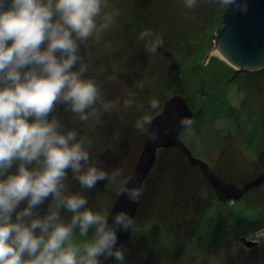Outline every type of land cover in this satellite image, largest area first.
<instances>
[{"label":"rangeland","instance_id":"rangeland-1","mask_svg":"<svg viewBox=\"0 0 264 264\" xmlns=\"http://www.w3.org/2000/svg\"><path fill=\"white\" fill-rule=\"evenodd\" d=\"M108 4L107 10L120 13L115 24L131 25L123 28L125 36L133 41L129 43L123 35L116 46L117 54H113L125 61L127 76L109 78L110 83L104 76L96 79L101 100L117 105L111 114L102 116L106 131L99 126L90 131L79 121L75 128L82 124V132L88 133L80 134V138L90 142L94 163L99 161V166L109 174L117 169L123 174L116 181L119 188L106 189V182L99 181L93 190L85 192L89 207L109 214L147 140L146 133L134 127L135 121L149 114L151 100H158L162 109L166 100L179 94L194 116L193 135L189 137L182 130L180 134L192 154L209 163L215 174L229 184L256 183L236 199H220L203 180L198 181L194 167L184 165L188 161L179 150L167 149L161 154L160 149L156 150L153 173L143 183V203L135 213L129 237L122 244L128 250L126 262L264 264V69L236 71L227 62L209 55L215 31L222 25L225 6L219 0H197L193 9L184 7L183 0H108ZM145 30L153 33L152 39L158 36L163 40L156 54L146 51V42L138 40ZM114 37L109 36L106 43L89 40L87 47L81 45L82 57L109 56L110 64L106 61V67L115 70L119 63L112 59L116 48L110 42ZM114 76L115 73L110 75ZM129 99L132 107L126 108L124 102ZM141 105L144 111L138 110ZM66 112L63 104L58 105L49 118L55 115L62 121L72 116ZM135 112L139 113L136 120L131 117H136ZM94 133H103L105 137L102 141L93 139ZM215 143L223 144L222 152L210 150ZM105 148L110 160L98 157ZM104 160L109 162L105 168ZM68 177L72 191L78 190L79 184L72 179L70 170ZM176 179L186 180L187 187L182 190L172 184ZM50 202L49 197L39 206L41 215ZM24 206L21 203L19 207ZM61 214L65 219L70 216L63 209Z\"/></svg>","mask_w":264,"mask_h":264},{"label":"clouds","instance_id":"clouds-1","mask_svg":"<svg viewBox=\"0 0 264 264\" xmlns=\"http://www.w3.org/2000/svg\"><path fill=\"white\" fill-rule=\"evenodd\" d=\"M219 2L247 10L242 0ZM183 4L193 9L197 0ZM109 7L108 0H0V264H102L109 258L127 264L128 250L117 247V233L131 229L133 218L123 210L94 211L84 194L99 181H105L106 188L115 186L122 171H104L99 161H92L91 144L75 127L66 129L57 116L49 118L63 104L73 114V123L79 121L94 132L103 126L102 116L117 107L111 102L97 107L101 89L86 76L88 65L81 55V45L98 43L116 23L120 13ZM152 37L145 30L138 40L156 54L163 40ZM124 106L132 107V100ZM138 110L144 111L143 106ZM148 113L134 127L155 142L160 130L153 119L162 115L158 100L149 102ZM194 125L189 117L177 122L189 137ZM13 166L15 172H9ZM68 170L79 184L76 191ZM130 181L134 178L119 191L136 203L143 183L129 186ZM49 197L41 215L38 208ZM62 209L70 214L67 219Z\"/></svg>","mask_w":264,"mask_h":264},{"label":"water","instance_id":"water-1","mask_svg":"<svg viewBox=\"0 0 264 264\" xmlns=\"http://www.w3.org/2000/svg\"><path fill=\"white\" fill-rule=\"evenodd\" d=\"M242 2L247 5L246 11L235 10L231 7L224 8L222 25L215 31L212 50H217L223 57L222 60L234 67L236 71L263 70L264 0H242ZM211 51L209 55H212ZM175 95L164 102L162 115L154 116L153 126L160 130L159 138L155 142L148 140V138L145 141L129 177L134 178V181H130L129 186L133 183L138 186L145 182L155 163L156 150L173 146L186 156L188 162L199 167L220 199L240 197L248 187L253 186L256 182H248L241 186L229 184L217 176L208 164L192 156L190 149L179 137L181 130L178 128L177 122L182 117L193 119V112L183 96ZM165 129H167L166 133ZM128 179L124 184L127 183ZM140 203L141 198L138 202L132 203L119 191L109 214L123 210L134 218ZM130 233L131 229L117 233V247L126 241ZM102 264H116V261L109 258L102 261Z\"/></svg>","mask_w":264,"mask_h":264},{"label":"trees","instance_id":"trees-1","mask_svg":"<svg viewBox=\"0 0 264 264\" xmlns=\"http://www.w3.org/2000/svg\"><path fill=\"white\" fill-rule=\"evenodd\" d=\"M225 8V7H224ZM127 26H131V25H129V24H126V23H124V24H122V25H120V24H114V26L109 30V31H107L103 36H102V38H101V41H100V43H103V42H105V40L109 37V36H112V35H114L115 37H114V39L113 40H111V44L113 45V46H115V47H112V48H116V46H117V43L118 42H121V40H123V35L125 36V32H124V28L123 27H127ZM125 40H128L129 41V43L130 42H132L133 40L132 39H130V38H128V37H126L125 36ZM106 43V42H105ZM115 43H116V45H115ZM121 49V48H120ZM118 48H116L113 52H112V59H114V60H116L118 63H119V65L117 66V68L115 69V70H109L108 69V67H106L107 65H106V61L107 62H109V64H110V57L108 56H106V55H103V56H94V54L92 55V57H90L91 58V60H90V58H83V60H84V62L88 65V71H87V73H86V76H88V77H91V78H94L95 80L97 79V78H100V77H107L106 78V81H109V78H110V75L111 74H113V73H115V79H117L119 76H122V74L124 75V65H126V63H125V61L122 59V58H118V55H113V54H117V52H118ZM104 58V59H103ZM129 64V63H128ZM75 69V68H74ZM76 70V69H75ZM122 70V71H121ZM140 70H142L141 68H140ZM124 76H127V75H124ZM152 81V80H151ZM153 82V81H152ZM108 83H110V81L108 82ZM106 85V84H105ZM107 85H109V84H107ZM143 90V92L145 93V91H144V89H142ZM101 99H103V97H101ZM103 101L101 100V101H98V103H97V106L99 107V105H100V103H102ZM138 111V110H137ZM57 113H59V114H61L62 113V110L61 109H58L57 110ZM67 113V115H68V112H66ZM134 116H136V117H133L132 115H131V117L132 118H134L135 120L137 119V117L139 116V113L138 112H135L134 113ZM194 117V116H193ZM61 118V117H60ZM103 119V122H104V118H102ZM108 120V119H107ZM64 125H65V128H67V129H71V128H73V127H75L76 126V123H73V114H72V116L71 117H68V118H63V120L61 121ZM108 126H110V125H108ZM103 128H104V126H102ZM112 127V126H111ZM79 128V129H78ZM107 128V127H106ZM106 128H104V131H106ZM78 131H79V133L80 134H88V133H85L86 131H84V132H82L83 130H84V128L82 127V124H78V126H77V128H76ZM109 129H110V127H109ZM108 130V129H107ZM182 132V131H181ZM181 132H180V134H181ZM93 133V132H92ZM180 134H179V137H180V139H181V136H180ZM104 134L103 133H99L98 135H96L95 133L93 134V139H97V140H100V141H102L101 139H104ZM182 140V139H181ZM104 141V140H103ZM183 141V140H182ZM220 147H223V144H218V143H215V146L214 145H211V147H210V150L212 151V149H213V151H216V152H222V150H221V148ZM106 149V150H105ZM102 152H101V154L98 156V157H100V156H106V157H108V156H110L109 155V151H107L108 149L107 148H105ZM177 150L178 151V149H176L175 147H171V148H163V149H160V150H158V151H160V154L161 153H165V152H167L166 150ZM142 150V149H141ZM141 150H140V152H141ZM139 152V153H140ZM206 153H207V155H208V157H210V158H212L213 159V155H212V153H210L208 150H206ZM183 155V154H182ZM192 156L195 158V159H199V158H196L193 154H192ZM183 157H185L186 158V156L184 155ZM108 159L110 160V157H108ZM156 160V159H155ZM199 160H201V159H199ZM188 161V160H187ZM203 162H205L206 164H208V166L211 168V166L209 165V163H207L206 161H204V160H202ZM189 163V164H188ZM188 163H185L184 162V165H186L188 168H195L196 169V171H194L195 173H197V176H198V181H201V180H203L204 181V183L206 184V185H208L209 186V190L212 192V191H215V189H214V187L210 184V182H208V180L204 177V175L202 174V172L200 171V169H199V167L198 166H196V165H192L190 162H188ZM107 164H109V162H108V160H104V162H103V165H104V168L105 167H107ZM156 164V163H155ZM155 164H154V166H155ZM183 169H185V166H181ZM213 168H211V170H212ZM152 170H154V167L151 169V171H150V175L153 173V171ZM214 170V169H213ZM212 170V171H213ZM11 172H15V166H13V168H12V170H11ZM214 172V171H213ZM215 173V172H214ZM149 176V175H148ZM148 178V177H147ZM221 178V177H220ZM221 179H223V178H221ZM223 180H225V179H223ZM186 181V180H185ZM185 181L183 182V180L181 179V180H174L173 182H172V184H174V185H178L179 187V189L181 188L182 190H184L185 189V187H187L186 186V184H185ZM226 181V180H225ZM105 183V182H104ZM125 183V182H124ZM230 184H232V183H230ZM115 186H117L118 188H119V185H115ZM107 189V188H106ZM144 190H145V188H144ZM145 192V191H144ZM215 193H216V191H215ZM119 194V193H118ZM117 194V195H118ZM216 195H217V193H216ZM142 203H143V200L141 199V203H140V205H142ZM110 212V211H109ZM198 215H201V214H198ZM156 236V235H155Z\"/></svg>","mask_w":264,"mask_h":264},{"label":"bare ground","instance_id":"bare-ground-1","mask_svg":"<svg viewBox=\"0 0 264 264\" xmlns=\"http://www.w3.org/2000/svg\"><path fill=\"white\" fill-rule=\"evenodd\" d=\"M211 53H212V55H214V56H216L217 58H219V59H223V57L221 56V54L217 51V50H212L211 51Z\"/></svg>","mask_w":264,"mask_h":264}]
</instances>
